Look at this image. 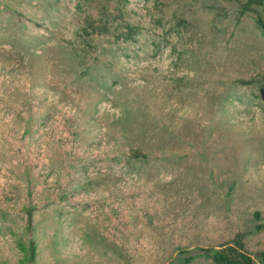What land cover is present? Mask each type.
<instances>
[{
  "label": "rangeland",
  "instance_id": "rangeland-1",
  "mask_svg": "<svg viewBox=\"0 0 264 264\" xmlns=\"http://www.w3.org/2000/svg\"><path fill=\"white\" fill-rule=\"evenodd\" d=\"M264 251V0H0V264Z\"/></svg>",
  "mask_w": 264,
  "mask_h": 264
},
{
  "label": "trees",
  "instance_id": "trees-1",
  "mask_svg": "<svg viewBox=\"0 0 264 264\" xmlns=\"http://www.w3.org/2000/svg\"><path fill=\"white\" fill-rule=\"evenodd\" d=\"M213 264H264V251L256 260L246 251L242 239L238 237L233 244L215 250L212 255Z\"/></svg>",
  "mask_w": 264,
  "mask_h": 264
}]
</instances>
